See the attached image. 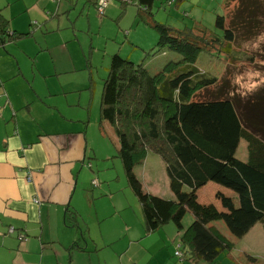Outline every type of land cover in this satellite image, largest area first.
Wrapping results in <instances>:
<instances>
[{"label": "crops", "instance_id": "crops-1", "mask_svg": "<svg viewBox=\"0 0 264 264\" xmlns=\"http://www.w3.org/2000/svg\"><path fill=\"white\" fill-rule=\"evenodd\" d=\"M116 1L108 0L105 9ZM130 1H120L118 8L128 10L125 6ZM97 2L0 0L7 30L0 35V264H112L111 252L118 257L113 264H207L180 252L179 248H188L181 241L188 227L175 231L169 222L147 233L142 216L117 212L115 205L104 211L95 208L87 220L79 219L80 205H92L97 198L89 189L91 181L99 180L88 169L97 166L98 158L87 136L88 122L79 114L85 103L80 96L76 102L66 96L70 89L62 76L84 63L70 53L68 42L76 35L61 33L69 28L62 27L61 19L65 22L66 15L69 22L68 12L77 8L80 15L87 10V17H93ZM138 6L133 12L137 23L143 20ZM97 16L105 17V11ZM49 19L51 27L46 25ZM106 26L103 20L98 33ZM95 46L92 39L89 47L81 44V49L91 54L89 48ZM116 46L106 44L105 61L110 63L119 52ZM98 126L113 136L110 125L101 123L100 117ZM212 183L197 191V199L201 189L212 187L209 203L223 211L216 192L234 194ZM110 209L116 215L113 222L107 220ZM177 250L182 257L175 255Z\"/></svg>", "mask_w": 264, "mask_h": 264}, {"label": "trees", "instance_id": "trees-1", "mask_svg": "<svg viewBox=\"0 0 264 264\" xmlns=\"http://www.w3.org/2000/svg\"><path fill=\"white\" fill-rule=\"evenodd\" d=\"M261 1L239 0L229 26L225 14L217 15L216 33L203 27L186 34L156 24L157 45L182 57L173 70L165 66L164 73L153 75L143 65L114 53L102 84L99 117L112 129L146 232L169 222L181 231L189 212L192 222L184 229L182 244L207 264H216V257L232 245L212 222L221 220L237 238L257 223L264 228V87L246 98L222 89L202 97V91L217 85L219 73L205 72L196 63L202 53L221 56L229 63L246 58L245 52L234 48L236 31L264 25ZM153 2L138 0V5L146 12ZM5 33L6 21L0 12V35ZM241 140L246 142V160L236 156ZM149 152L162 159L173 199L143 190L136 177L135 165ZM209 182L234 194L216 193L223 211L197 200V191Z\"/></svg>", "mask_w": 264, "mask_h": 264}, {"label": "rangeland", "instance_id": "rangeland-1", "mask_svg": "<svg viewBox=\"0 0 264 264\" xmlns=\"http://www.w3.org/2000/svg\"><path fill=\"white\" fill-rule=\"evenodd\" d=\"M168 1L170 0H154L151 8L146 12L143 11V7L137 5L136 0L130 1L125 6L128 10L124 11L118 8L122 3L116 1L117 4L112 2L104 10L105 17L102 18L97 16L96 9L93 7V17L91 15L87 17V10L83 15H80L79 8H77L68 12L70 13L71 22H68L66 15L65 22L61 19L62 27H69L66 30H61V33L66 34L69 32L76 35L73 40L68 42L70 53L73 54L75 61L84 63L82 65L77 63L74 72L62 76L65 86L69 87L68 90L70 89L66 96L75 102L77 97L80 96L81 103H85L84 108L79 110V114L84 115L85 121L88 122L87 136L98 158L97 166H94L92 170L88 169L92 176L99 180V183H97V180L94 179L96 184H93L91 180L88 181V183L91 181L92 184L89 192L96 193L97 198L92 205H80L81 214L79 219L81 221L87 220L89 212L95 208L104 211V209L110 208L111 205L113 208L114 205L116 206L117 212L122 213L127 210L128 215L138 213L142 216L137 197L129 186L123 165L117 156L116 140L110 134L101 132L98 126V105L101 88L107 75L106 68L109 66L107 59L105 61L103 52L106 44L107 47L110 45L116 46L114 43L116 42L121 57L135 64L143 65L153 75H160L161 72L164 73V70H167L165 68L162 71L165 66L173 70V67L176 66L174 63L177 60L180 61L182 57L166 47L160 48L157 45L159 34L155 28L156 24L186 34L203 27L208 32L216 33L219 32L215 26L216 16L225 14L226 25L229 26V23L233 20L232 13L239 5V0H173L171 4H168ZM261 2L264 3V0ZM137 6L140 7L139 10H141L143 18H146L145 21L142 20L138 23L133 20V12H135ZM111 10L112 13L108 14ZM120 15L122 16L120 17ZM103 20L107 26L98 33V27ZM51 21L52 19L47 21L46 25L48 27H51ZM57 23L58 19L56 18L55 28ZM89 26L92 28H89ZM236 35L234 48L246 53V58L240 60V62H224L221 56H211L206 53L199 55L196 63L199 68L205 72L219 73L217 85L208 89V91H202L200 93L202 97H211L212 92L222 89L228 95L234 94L240 98H246L264 87V25H259L253 31L251 29L244 31L238 29ZM92 39L96 46L89 48L92 50L90 54L88 50L83 51L81 49V44L89 47ZM168 62L171 63L168 64ZM162 75L163 78L166 74ZM76 115L78 116V114ZM236 156L241 160L247 159L246 142L244 140L240 141ZM144 160L142 163L136 164L133 169L143 190L171 199L173 194L169 188V179L166 176L160 156L149 152ZM214 185L220 187V185ZM211 188L201 189L197 199L199 203L213 204L209 203L213 201ZM110 211H112V214H109L107 220L113 222L116 215L114 209H110ZM131 218L135 221L133 216ZM191 222L192 215L187 212L182 220L183 228L188 227ZM169 224L177 231L173 223L170 222ZM211 224L215 226L219 233L232 242L230 248H225L216 257V264H264V228L261 223L255 224L241 238L233 236L221 220L214 221ZM165 231L168 232L169 228L166 227ZM124 234L127 236V232H124ZM181 234L182 232L177 240H180ZM167 248L169 249V243ZM187 249L189 250V248ZM187 249L184 247L179 248L180 252L186 255V258H192ZM110 254L111 263L113 264L118 257L112 256L114 255L113 252Z\"/></svg>", "mask_w": 264, "mask_h": 264}, {"label": "built area", "instance_id": "built-area-1", "mask_svg": "<svg viewBox=\"0 0 264 264\" xmlns=\"http://www.w3.org/2000/svg\"><path fill=\"white\" fill-rule=\"evenodd\" d=\"M119 1H123V0H119ZM108 3H109L108 0H98L96 10L99 16L104 14V10L107 7ZM92 183L96 184V181L93 180ZM19 239L22 240V237L20 236ZM176 254H179V253L176 252Z\"/></svg>", "mask_w": 264, "mask_h": 264}]
</instances>
